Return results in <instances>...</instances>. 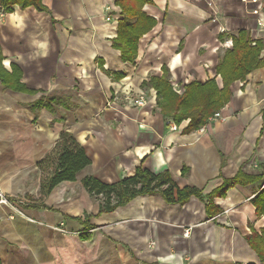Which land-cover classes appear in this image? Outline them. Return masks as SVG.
<instances>
[{"label":"crops","instance_id":"1","mask_svg":"<svg viewBox=\"0 0 264 264\" xmlns=\"http://www.w3.org/2000/svg\"><path fill=\"white\" fill-rule=\"evenodd\" d=\"M42 4L44 11L0 12V71L18 68L26 86L15 91L0 79V189L10 203L0 204V264H264L249 239L264 230L254 204L264 188V0H152L143 12L156 24L134 63L114 46L124 18L115 0ZM241 30L261 41L263 63L231 83L218 111L224 121L188 132L191 119H184L171 131L144 82L166 68L181 95L213 80L221 90L217 66ZM142 93L153 97L135 107L131 99ZM52 97L73 105L55 107L62 121L45 106ZM63 130L91 165L41 207L21 203L39 196L37 164ZM139 168L168 172L178 189L201 196L183 204L160 193L138 196L99 214L104 198L88 193L82 179L113 184Z\"/></svg>","mask_w":264,"mask_h":264},{"label":"trees","instance_id":"2","mask_svg":"<svg viewBox=\"0 0 264 264\" xmlns=\"http://www.w3.org/2000/svg\"><path fill=\"white\" fill-rule=\"evenodd\" d=\"M115 4L121 9L124 18L118 23V36L114 46L121 51L124 61L134 63L140 39L156 24L153 18L143 12V7L152 4V0H115ZM16 7L45 10L42 0H0V12L11 13ZM261 50V41L252 40L247 31L241 30L233 38V48L226 52L217 66V73L224 83L221 90L213 80L204 85L199 83L187 85L181 95L170 83L169 71L166 68L162 77H152L148 82H144L143 86L155 91L156 106L165 117L171 118L170 120L176 124H180L184 119H191L186 130L198 131L226 104L231 83L244 79L248 73L262 65ZM21 78L18 68H15L12 74L0 71V79L6 88L25 91L26 86L21 82ZM39 106L41 103L31 106L30 109ZM45 106L55 115L57 121L64 120V116L59 115L56 108L73 109L68 99L58 97L49 98ZM90 165L91 160L83 145L72 132L63 130L52 150L37 164L40 172L39 196L26 195L23 198L24 202L32 203L35 208L41 207L56 187L65 182H75L80 173ZM82 185L91 195L104 198L99 214L113 212L117 207L128 204L138 196L160 193L169 204H183L192 196H201V191L193 187L178 189L168 172L156 175L142 168L137 170L135 176L117 183L106 184L95 176H86L82 179ZM254 204L257 215H263L264 188L255 197ZM80 235L83 239L89 236L84 232ZM249 239L264 260V247L257 248L260 243H264V230L261 237L253 233Z\"/></svg>","mask_w":264,"mask_h":264},{"label":"built area","instance_id":"3","mask_svg":"<svg viewBox=\"0 0 264 264\" xmlns=\"http://www.w3.org/2000/svg\"><path fill=\"white\" fill-rule=\"evenodd\" d=\"M107 11H112V9L108 7ZM255 12L257 13L258 11H255ZM106 19H107V21H111L112 17L110 15H108ZM152 97L145 94V93H142L137 98L131 99V104L134 105L135 107L142 108V107H145L148 105V103L150 102V99ZM155 98H156V94H155L153 99H155ZM216 121H224V118L222 117L220 112H217L212 117H210L208 120V124L214 123ZM167 125L171 131H177L179 128L178 124H176L172 120H168ZM205 127H206V125L204 127L200 128L198 131L204 132ZM21 203H25V202L22 201ZM0 204H6V205L10 204L8 199L3 195V193L1 191H0ZM17 211L19 214L23 215L21 210H17ZM189 233H190L189 230H187L185 232V236L188 237Z\"/></svg>","mask_w":264,"mask_h":264},{"label":"rangeland","instance_id":"4","mask_svg":"<svg viewBox=\"0 0 264 264\" xmlns=\"http://www.w3.org/2000/svg\"><path fill=\"white\" fill-rule=\"evenodd\" d=\"M145 94H147V93H145ZM151 93H149L148 95H150ZM0 191H1V189H0ZM2 192V191H1Z\"/></svg>","mask_w":264,"mask_h":264}]
</instances>
